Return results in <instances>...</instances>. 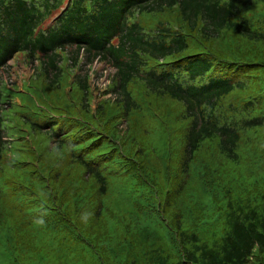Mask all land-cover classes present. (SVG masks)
I'll list each match as a JSON object with an SVG mask.
<instances>
[{"label":"trees","instance_id":"16d2710c","mask_svg":"<svg viewBox=\"0 0 264 264\" xmlns=\"http://www.w3.org/2000/svg\"><path fill=\"white\" fill-rule=\"evenodd\" d=\"M97 61L114 69L99 100ZM163 108L166 205L192 173L213 200L174 227L151 202L167 246L147 238L141 158ZM0 264H264V0H0Z\"/></svg>","mask_w":264,"mask_h":264},{"label":"rangeland","instance_id":"374dc122","mask_svg":"<svg viewBox=\"0 0 264 264\" xmlns=\"http://www.w3.org/2000/svg\"><path fill=\"white\" fill-rule=\"evenodd\" d=\"M162 17H166L165 15H162ZM173 23V19L170 17V24ZM21 54H27L25 52H20L17 54V56L12 59L9 62L8 70L11 72L10 80L15 82L16 84L20 85L21 81L27 80L33 73V69L31 66V62L26 58V56H22ZM37 67V65L35 66ZM34 67V71L36 68ZM91 71L94 75V84H92V87L95 88V93L97 94V99L107 98L110 94H103V90L107 86L108 82V75H111L114 72L113 67L110 64H107L103 61H97L94 62L91 68ZM166 103L164 104L165 107ZM174 113V111H173ZM172 115L168 117H165V111L164 108L161 111V116H163V120L165 121L166 130L163 133L165 135V139L163 141L162 135V127L161 124H158V120H149L147 121V129L149 131L145 132V143H146V153L141 154V158L144 160L146 165V171H150L149 180L150 183L147 187V195H148V202H147V213H144V222L146 221L147 225V238L149 240H153L156 238V242L162 244L163 246H167L170 243L169 235L167 230H163V225L160 223L155 216H153V207L151 206V202L154 204V207L157 206V208L161 211L164 219L166 222L174 227L175 226V220L173 219V215L171 217V214L173 211H178L180 208H185V213H183L180 225L185 226L189 224L192 219L196 218V216H201L203 213V210L206 208H210V212H212V206H213V200L210 192H206L203 188L202 190L198 186L197 178L194 173L188 175V181L186 188L184 192L180 193L179 198L172 201L171 204L166 205V195L163 192L164 186H170V175H171V163H174V157L176 156V151L173 150L174 146H167L168 141V129L169 134L173 132L171 128V120ZM120 120V119H119ZM121 126H124V122L121 123ZM159 126V127H158ZM161 129V130H160ZM175 138V136H174ZM151 151L149 152V150ZM213 146L212 145H203L199 152L197 153L198 157H202L200 160L198 158V161H201L202 170L205 169L210 170L211 172H218L220 173L219 169L215 167V159L213 157ZM148 152V153H147ZM168 152V158L165 160V155ZM247 160L244 159L241 162L240 165V172H236V176L239 177L242 180H245L248 178V176L245 174L247 170ZM195 166L196 163H195ZM231 167V165H230ZM231 171H229L227 174L231 176ZM234 174V172H233ZM223 175V174H222ZM173 184H171V187ZM127 204L126 202H123V205ZM122 205V206H123ZM124 205V206H125ZM123 207L120 210H117V216H121V212L123 211ZM141 213V212H140ZM142 214V213H141ZM199 214V215H197ZM125 213L122 212V220L125 219ZM144 222L141 221V227H140V235L139 239L142 241L143 237L145 236V232L143 230ZM160 232V233H159ZM148 239L146 242H148ZM140 259V258H139Z\"/></svg>","mask_w":264,"mask_h":264}]
</instances>
